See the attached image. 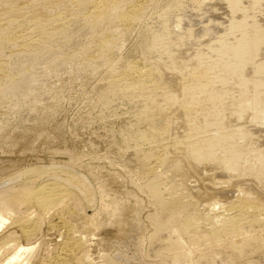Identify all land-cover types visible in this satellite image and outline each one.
Wrapping results in <instances>:
<instances>
[{
    "label": "bare ground",
    "instance_id": "6f19581e",
    "mask_svg": "<svg viewBox=\"0 0 264 264\" xmlns=\"http://www.w3.org/2000/svg\"><path fill=\"white\" fill-rule=\"evenodd\" d=\"M6 1L0 0V52L8 48L11 55L0 56V99L29 96L38 84L31 78L38 66L50 64L88 33L83 16L88 7H93L90 17L96 23L115 17L132 22L139 14L133 9L120 13L124 0H53L51 9L43 3L33 6L25 21L31 25L28 33L12 35V22L28 4L24 7L26 0H16L19 4L12 10ZM65 2L80 4L75 16L67 13L75 17L74 28H65L53 12ZM164 19L177 31L176 38L166 39L162 29L154 47L158 55L150 66L132 67L115 77L108 94L142 105L137 119L144 128L140 140L148 146L143 156L146 161L170 163L185 179L197 177L199 184L181 193L174 186L164 189L163 179L155 176L146 186L158 212L151 218L154 229L148 250L137 251L131 259L117 254L121 263L111 264H189L188 258L200 264H264V128L240 121L237 115L264 118V0H190L179 16L166 14ZM56 32H62L65 42L52 50ZM31 33L44 36L46 42L40 44ZM111 41V37H103L101 48L107 49ZM250 144L256 145L258 154L243 160ZM207 169L217 175L228 174L226 183L242 192L241 197L233 194L234 189L212 182ZM43 172L37 169L30 174ZM52 177L40 185L32 180L30 186L0 193V230L7 223L3 214L22 204L36 208L41 215L53 209L62 213L66 209L68 216L72 215V208H66L68 200L87 197L88 191L80 190L82 180L73 173ZM164 191L169 198L163 196ZM20 220L23 229L33 227L29 219L17 222ZM184 238L194 247H186ZM200 242L221 250L207 251L206 247L199 252ZM81 246L75 242L73 249ZM33 251L34 247L14 245L2 254L0 264H26Z\"/></svg>",
    "mask_w": 264,
    "mask_h": 264
},
{
    "label": "rangeland",
    "instance_id": "374dc122",
    "mask_svg": "<svg viewBox=\"0 0 264 264\" xmlns=\"http://www.w3.org/2000/svg\"><path fill=\"white\" fill-rule=\"evenodd\" d=\"M14 1L16 3V0L6 1L8 8L13 10L18 6L19 1L16 4ZM40 3L51 9L53 0L22 3L27 6L21 17L13 21L17 23L12 22L9 30L12 35L29 32L31 25L25 21L33 6ZM70 3L65 2L53 11L67 29L74 28L75 18H70L72 14L67 15L68 11L75 16L80 7L79 3ZM187 5L190 0H124L120 13L139 11L137 17L127 23L118 17L96 23L90 17L93 7L87 6L89 11L85 8L83 16L89 31L80 37L78 44L63 49L59 58L55 56L50 64L38 66L31 75L38 84L28 97L8 95L0 99V193L30 186L32 180L40 185L50 181L52 176L65 178L69 173L82 180L83 186H79L82 192L88 191L85 198L78 196L79 199L68 200L66 208L74 211L69 216L68 209L69 212L64 209V213L53 209L41 215L28 204L4 213L7 223L0 230L1 259L14 245H22L34 247L26 264H75V259L77 264L121 263L117 254L131 259L137 251L148 250L149 236L154 229L151 218L158 212L146 186L155 176L163 179L164 189L174 186L184 193L185 188H197V177L185 179L170 163L146 161L143 156L148 146L140 140L144 128L137 119L142 105L128 104L121 95L108 94L115 77L123 76L132 67L139 70L150 66L151 59L158 55L154 47L162 29L166 39L176 38L177 31L164 16L177 17ZM31 36L40 44L46 42L44 36L36 33ZM53 36L50 49L55 50L65 39L62 32ZM103 37L112 38L105 50L101 48ZM10 55L8 48L0 52L2 59ZM237 115L240 121L248 120L251 125L264 128V118L255 119L241 112ZM248 148L243 160L258 154L256 145L250 144ZM37 169L44 172L30 174ZM206 171L212 182L234 189L233 194L241 197L242 192L239 194L235 186L226 183L228 174ZM236 174L238 172L234 171ZM162 194L169 198L165 191ZM87 198L91 199L90 203ZM179 216L184 217L181 213ZM21 218L29 219L33 227L23 229L21 220L17 222ZM183 240L186 247H194L186 238ZM75 242L82 243L80 250L73 249ZM206 247L207 251L221 250L204 242L197 248L203 252ZM188 260H191L189 264H200L194 258Z\"/></svg>",
    "mask_w": 264,
    "mask_h": 264
}]
</instances>
